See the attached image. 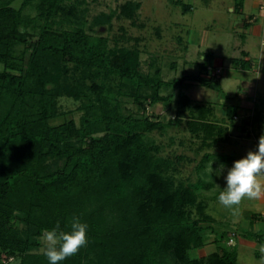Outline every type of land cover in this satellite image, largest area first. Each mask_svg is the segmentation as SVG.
Segmentation results:
<instances>
[{
  "label": "trees",
  "instance_id": "trees-1",
  "mask_svg": "<svg viewBox=\"0 0 264 264\" xmlns=\"http://www.w3.org/2000/svg\"><path fill=\"white\" fill-rule=\"evenodd\" d=\"M16 1L0 0V260L48 264L39 251L42 231L57 222L70 231L79 217L88 225L89 242L59 264H237L235 244L191 255L205 246L209 227L202 225L211 220L192 217L193 208L201 209L203 184H175L169 174L175 162L158 156L160 147L148 137L170 111L167 126L186 117L189 132L202 141L223 136V128L210 122L213 106L193 103L183 90L193 79L223 92L208 73L213 68L206 55V75L164 80L159 67L143 73L136 49L109 47L106 37L90 35L86 11L79 8L84 0H21L19 8ZM29 8L36 14L25 12ZM139 8L127 2L124 11L133 15ZM111 19L100 14L92 26ZM242 61L234 59V68L250 70V60ZM178 86L176 100L163 94ZM61 97L81 102L79 123H50L62 115ZM123 98L143 113L148 107L161 111L126 112ZM223 108L234 125L240 106ZM212 157L204 153L197 169ZM221 160L230 168L235 161Z\"/></svg>",
  "mask_w": 264,
  "mask_h": 264
},
{
  "label": "rangeland",
  "instance_id": "rangeland-1",
  "mask_svg": "<svg viewBox=\"0 0 264 264\" xmlns=\"http://www.w3.org/2000/svg\"><path fill=\"white\" fill-rule=\"evenodd\" d=\"M178 0H84L79 8L85 9V29L93 36H104L109 47H125L139 51L143 73H153L159 67L164 80L192 78L202 71V60L206 55L212 70L209 75L217 77L223 92L197 85L187 80L183 90L194 103H208L213 106L214 115L209 118L216 128H223L222 137L202 141L189 132L186 117L178 125L167 126L174 112L163 113L159 118L162 127L148 134L154 144L160 147L158 156L175 162L169 171L175 184H193L200 181L198 201L201 209H192L193 218H210L202 226L206 243L202 249L192 251L194 257L206 256L222 247L234 246L237 264H264V175H258L262 194L259 198L244 197L239 212L233 215L218 201L219 192L226 186L224 176L230 166L221 157L235 161L255 151L259 136L264 134V0H180L188 11L177 4ZM241 1V2H240ZM127 2L140 3L133 15L124 11ZM241 6L238 7V4ZM21 0L14 3L16 8ZM25 12L35 15L34 8ZM100 14H111L109 24L92 26ZM68 28L67 25L62 26ZM92 28V29H89ZM94 28V29H93ZM250 60V70L234 68L233 60ZM1 69V67H0ZM208 76V75H207ZM187 78V79H188ZM253 80V81H252ZM191 83V84H190ZM254 86L251 87V84ZM179 86L163 90V94L178 97ZM225 104H237L240 109L229 125L225 116ZM81 102L61 97L58 100L62 115L51 120L58 125L68 120L79 123L83 114ZM126 112L145 115L160 113L161 107H148L143 113L132 99L123 98ZM248 122V124L244 123ZM219 137V138H217ZM204 144V146H203ZM204 153L212 154L213 174L211 180L207 171L198 170ZM176 157H181L178 160ZM224 165L220 175L215 174ZM219 186V188H217ZM247 233L249 236H244ZM260 233L262 240L250 234ZM218 238V243H213ZM233 237L235 240H227ZM41 239L40 252H44ZM0 264H19L18 259L0 260Z\"/></svg>",
  "mask_w": 264,
  "mask_h": 264
},
{
  "label": "clouds",
  "instance_id": "clouds-1",
  "mask_svg": "<svg viewBox=\"0 0 264 264\" xmlns=\"http://www.w3.org/2000/svg\"><path fill=\"white\" fill-rule=\"evenodd\" d=\"M211 161L207 171L209 179L213 174ZM224 165H220L215 174L220 175ZM264 175V135L258 140L255 151H248L246 156L233 162L227 170L224 179L226 186L219 192V203L227 208L233 215L238 214L239 205L244 197L259 198L262 194L261 184L257 176ZM219 188V186H217ZM88 225L82 223L79 217H73L70 231L60 228L59 222L51 230L42 231L44 242V255L48 264H59V262L76 255L82 247L87 246Z\"/></svg>",
  "mask_w": 264,
  "mask_h": 264
},
{
  "label": "crops",
  "instance_id": "crops-1",
  "mask_svg": "<svg viewBox=\"0 0 264 264\" xmlns=\"http://www.w3.org/2000/svg\"><path fill=\"white\" fill-rule=\"evenodd\" d=\"M252 81H253V80H252ZM252 86H254V83L251 84V87H252ZM235 105H237V104H235Z\"/></svg>",
  "mask_w": 264,
  "mask_h": 264
},
{
  "label": "built area",
  "instance_id": "built-area-1",
  "mask_svg": "<svg viewBox=\"0 0 264 264\" xmlns=\"http://www.w3.org/2000/svg\"><path fill=\"white\" fill-rule=\"evenodd\" d=\"M231 241V240H230Z\"/></svg>",
  "mask_w": 264,
  "mask_h": 264
}]
</instances>
